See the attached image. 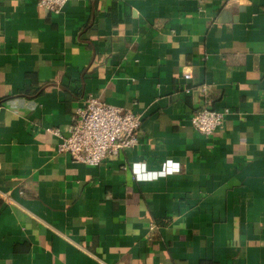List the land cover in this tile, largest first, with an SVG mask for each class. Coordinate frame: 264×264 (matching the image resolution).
<instances>
[{
	"label": "crops",
	"instance_id": "0c3cea01",
	"mask_svg": "<svg viewBox=\"0 0 264 264\" xmlns=\"http://www.w3.org/2000/svg\"><path fill=\"white\" fill-rule=\"evenodd\" d=\"M88 95L142 121L95 166ZM0 200V264H264V0H0Z\"/></svg>",
	"mask_w": 264,
	"mask_h": 264
},
{
	"label": "built area",
	"instance_id": "2783aa9c",
	"mask_svg": "<svg viewBox=\"0 0 264 264\" xmlns=\"http://www.w3.org/2000/svg\"><path fill=\"white\" fill-rule=\"evenodd\" d=\"M68 0H38V4L58 13ZM185 80L191 78L189 72H183ZM192 88L185 87V92ZM195 89L206 96L208 86L199 85ZM227 109L216 110L201 107L192 112L189 121L196 131L209 135L223 124ZM141 117L135 111L122 110L99 97L88 95L84 103L70 115L67 134L57 128L51 131L59 137L56 146L58 153H64L75 161L95 166L107 158L116 157L120 151L135 148L139 143Z\"/></svg>",
	"mask_w": 264,
	"mask_h": 264
},
{
	"label": "trees",
	"instance_id": "16d2710c",
	"mask_svg": "<svg viewBox=\"0 0 264 264\" xmlns=\"http://www.w3.org/2000/svg\"><path fill=\"white\" fill-rule=\"evenodd\" d=\"M0 203H1V200H0Z\"/></svg>",
	"mask_w": 264,
	"mask_h": 264
}]
</instances>
